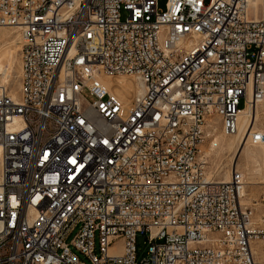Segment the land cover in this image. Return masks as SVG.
Returning a JSON list of instances; mask_svg holds the SVG:
<instances>
[{"label": "built area", "instance_id": "1", "mask_svg": "<svg viewBox=\"0 0 264 264\" xmlns=\"http://www.w3.org/2000/svg\"><path fill=\"white\" fill-rule=\"evenodd\" d=\"M159 1L0 0L20 38L0 264H264V186L256 213L239 171L202 178L199 150L216 121L264 141L241 123L264 100V0ZM122 76L129 99L102 82Z\"/></svg>", "mask_w": 264, "mask_h": 264}, {"label": "rangeland", "instance_id": "2", "mask_svg": "<svg viewBox=\"0 0 264 264\" xmlns=\"http://www.w3.org/2000/svg\"><path fill=\"white\" fill-rule=\"evenodd\" d=\"M164 3L165 0L159 1L158 6L160 9L164 7ZM0 30L11 37H18V43L16 47L12 48V51H14V63L12 64L13 82L8 84L9 88L15 93L19 76V51H17V47H20L19 34L14 29L0 27ZM5 43L6 41L1 42L0 46H5ZM212 125H214L215 130L212 131L211 129L206 128L204 131L203 141L199 146V150H201V156L206 160L207 174L216 180L222 181L225 180V174L228 172L230 173L231 169H235L242 173L245 183H250L251 185L245 186L247 198L241 199V202L244 205L254 209L257 213V207H253V203L258 200L261 190L264 186V142L263 144L261 143L262 145H255L247 142L245 146L241 147H237L236 143L234 149L229 152L227 149V144L233 138H228L221 134L219 122H212ZM254 127L255 129L262 131L264 134V100L256 106V122ZM234 161L236 165L232 166ZM228 177L229 174L226 175V179H228ZM70 239L71 237L69 240ZM136 242L138 245V251L144 252L146 248L144 245L145 238L141 235H138Z\"/></svg>", "mask_w": 264, "mask_h": 264}, {"label": "bare ground", "instance_id": "3", "mask_svg": "<svg viewBox=\"0 0 264 264\" xmlns=\"http://www.w3.org/2000/svg\"><path fill=\"white\" fill-rule=\"evenodd\" d=\"M257 3H258V0H252L253 6H256ZM4 41H6L5 46H2V47L0 46V82L2 84H6L8 86V84L10 82H13L12 64L14 63V59H13L14 51H12L13 50L12 48L16 47V45L18 43L17 42L18 41V37H16V36L11 37L8 34H6L5 32L0 30V43L4 42ZM19 41H20V38H19ZM19 50H20V47H17V51H19ZM18 68H19V64H18ZM18 78H19V76H18ZM102 82L108 88L112 87V91L117 93L120 98L129 99L133 95L134 84H133L132 80L130 78H128V77L122 76V77H114V78H111V79L110 78H103ZM8 88H9V86H8ZM9 91H10V95L12 97H14L15 93L10 88H9ZM256 106H255L254 109H252V111H250V112L246 111L243 114L242 119H241L242 125L246 121L247 117H250L249 128L252 127V129H255L254 125H255V122H256ZM209 129H211L212 131L215 130L214 125L209 124ZM228 138H231V137H228ZM232 138L233 139L230 140L228 142V144H227V149H228L229 152H231L234 149V147L236 146V143H237V147L245 146L246 143H247L246 142L245 144H243V142L245 140V137L242 140L240 135L239 136H233ZM263 142H262V144H263ZM255 145H259V144H255ZM200 153H201V150H200ZM0 154H1V148H0ZM259 154H260V151H259ZM254 157H255V155H254ZM254 157H252V158H254ZM235 165L236 164H235V161H234L232 166H235ZM227 174H229L228 179H226V175ZM227 174H225V180H222V181L227 182L230 179V173L228 172ZM202 178H210V176L207 174L206 171H202ZM247 185H251V184L244 182V189H243V193L241 195V199L247 198V194L245 192V186H247ZM256 202H258V200ZM254 205H256V204H254Z\"/></svg>", "mask_w": 264, "mask_h": 264}]
</instances>
